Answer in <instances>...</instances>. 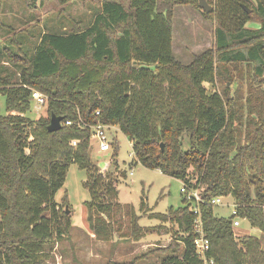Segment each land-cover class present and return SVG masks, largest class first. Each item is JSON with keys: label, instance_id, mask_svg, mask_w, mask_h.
I'll return each mask as SVG.
<instances>
[{"label": "trees", "instance_id": "obj_1", "mask_svg": "<svg viewBox=\"0 0 264 264\" xmlns=\"http://www.w3.org/2000/svg\"><path fill=\"white\" fill-rule=\"evenodd\" d=\"M197 3L95 2L84 30L45 32L31 54L16 59L5 52L18 72L13 81L0 69V264H44L45 246L68 235L71 221L55 195L73 163L88 170L91 229L111 235L108 219L119 203L107 197L117 198L118 189L91 160L90 126L97 123L119 126L134 163L199 190L209 260L264 264V0L217 1L214 13H204L217 14L215 46L186 65L174 56V6ZM255 19L260 27L248 28ZM34 90L48 97L47 115L38 119L27 115ZM52 114L63 126L49 132ZM222 195L234 198L236 215L261 236H237L236 215H216L211 200ZM193 207L183 198L182 206L152 215L175 221L183 233V246L161 264H205L194 243Z\"/></svg>", "mask_w": 264, "mask_h": 264}, {"label": "rangeland", "instance_id": "obj_2", "mask_svg": "<svg viewBox=\"0 0 264 264\" xmlns=\"http://www.w3.org/2000/svg\"><path fill=\"white\" fill-rule=\"evenodd\" d=\"M103 0H74L61 4L57 0H0V69L1 75H13L16 80L17 67L9 61L5 52H14L16 57L31 54L45 32L62 33L87 28L98 11L94 4ZM126 5L129 0H118ZM217 9L219 0H207ZM199 6V3H197ZM175 5L173 17V51L182 64H190L194 56L215 46L218 26L217 14L207 17L200 7ZM205 13V14H204ZM247 27L258 29V19L250 20ZM224 84L216 88L222 90ZM243 93L247 92V83ZM28 116L38 119L46 116V105L32 99ZM5 111V97L0 95V112ZM111 149L100 152L96 141L91 142L90 155L94 166L102 174L112 175V183L118 189V197L107 199L119 203L115 207L108 238L97 237L89 224L87 202L92 199L86 183L88 170L71 164L64 185L55 195L61 211H67L71 221L68 235L53 245L45 246L44 264H161L164 257L172 255L183 234L173 220H161L154 213H168L170 207L183 205L187 194L181 192L180 179L163 174L158 169H149L140 162H133L132 143L120 130L111 125L108 129ZM117 150V155L115 151ZM133 168V174H131ZM126 171L127 176L122 173ZM192 202V201H191ZM234 198L227 195L223 203L214 207L216 215L228 217L234 209ZM118 205V204H116ZM145 227L141 234L135 232L134 219ZM235 228L237 236L245 234L261 236V232L250 226L246 219ZM260 232V233H259Z\"/></svg>", "mask_w": 264, "mask_h": 264}, {"label": "built area", "instance_id": "obj_3", "mask_svg": "<svg viewBox=\"0 0 264 264\" xmlns=\"http://www.w3.org/2000/svg\"><path fill=\"white\" fill-rule=\"evenodd\" d=\"M47 99H48V97L45 94H43L42 92H40L38 90L33 91V100H35L39 105H41V106L44 105L46 103ZM66 123L72 124V121L68 120ZM109 126H111V125H106L103 123H97V124L90 126V128H91V142L93 140L96 141V144H97L100 152H108L111 149V143L109 141V132H108ZM77 143H78V140L72 141V145H74V146H76ZM131 174H133V168H132ZM181 192L184 194H187L188 199H190V201H192L194 203L193 210L197 214V218H196L195 224H194V230L196 233L194 243L196 245V250H197L198 254L204 260L205 264H214V261L209 260L207 258V255H206V253L210 247V241H209V238L206 236V233H205L204 227H203V223H202V219L200 216V201H202V198L199 194V190L198 189L189 190L187 185L185 183H183V186L181 188ZM224 197H225L224 195L216 196L211 200V203L215 206H219L223 203ZM233 207H234V209L232 210V215H236L237 214L236 203L233 204ZM240 219H244V218H241V217L236 215L235 218L233 219V226L235 228H237L241 225Z\"/></svg>", "mask_w": 264, "mask_h": 264}, {"label": "water", "instance_id": "obj_4", "mask_svg": "<svg viewBox=\"0 0 264 264\" xmlns=\"http://www.w3.org/2000/svg\"><path fill=\"white\" fill-rule=\"evenodd\" d=\"M199 7L207 14L211 13L213 11V7L208 3L207 0H199ZM244 7L247 9L249 13H251V9L244 5ZM63 117L57 116L56 114H52L51 121L48 125V131L54 132L57 130H60L63 126ZM162 150L164 149V144L162 143ZM69 212V210L67 209Z\"/></svg>", "mask_w": 264, "mask_h": 264}, {"label": "crops", "instance_id": "obj_5", "mask_svg": "<svg viewBox=\"0 0 264 264\" xmlns=\"http://www.w3.org/2000/svg\"><path fill=\"white\" fill-rule=\"evenodd\" d=\"M254 228V227H253ZM255 229H258V228H255ZM259 230V229H258ZM260 231V230H259ZM260 233V232H259Z\"/></svg>", "mask_w": 264, "mask_h": 264}]
</instances>
